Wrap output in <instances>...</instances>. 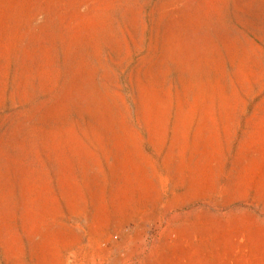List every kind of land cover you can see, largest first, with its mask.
Instances as JSON below:
<instances>
[{
    "label": "rangeland",
    "instance_id": "rangeland-1",
    "mask_svg": "<svg viewBox=\"0 0 264 264\" xmlns=\"http://www.w3.org/2000/svg\"><path fill=\"white\" fill-rule=\"evenodd\" d=\"M0 264H264V0H0Z\"/></svg>",
    "mask_w": 264,
    "mask_h": 264
}]
</instances>
